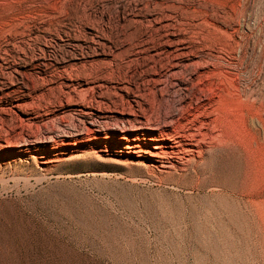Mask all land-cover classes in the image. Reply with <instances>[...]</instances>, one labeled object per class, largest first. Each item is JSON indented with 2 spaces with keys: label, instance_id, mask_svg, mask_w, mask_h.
<instances>
[{
  "label": "rangeland",
  "instance_id": "obj_1",
  "mask_svg": "<svg viewBox=\"0 0 264 264\" xmlns=\"http://www.w3.org/2000/svg\"><path fill=\"white\" fill-rule=\"evenodd\" d=\"M0 264H264V0H0Z\"/></svg>",
  "mask_w": 264,
  "mask_h": 264
},
{
  "label": "bare ground",
  "instance_id": "obj_2",
  "mask_svg": "<svg viewBox=\"0 0 264 264\" xmlns=\"http://www.w3.org/2000/svg\"><path fill=\"white\" fill-rule=\"evenodd\" d=\"M162 108H163V104L160 102V101H155V103L152 105V107H151V109H150V111H149V119L151 120V119H156V120H160L161 119V117H159V113H160V111L162 110ZM164 118V117H163ZM122 132H123V136L120 138L122 141H124V140H127V141H129V137H130V134L127 132V130L126 129H124V130H122ZM93 132H92V130L91 129H89L88 128V134H87V136L89 137V135L90 134H92ZM141 135L142 134H139V133H137V134H135L134 135V137L137 139V141H138V144H136V150H132V146L131 145H129V144H127V145H125V147H126V149H128V152L129 153H135V154H137V155H141V154H144L145 156L144 157H146V158H149V160H150V164H148V163H145L143 160H140V159H138V160H136L135 162H131V163H122V165L124 166V167H127V168H129L130 170H132V171H136V170H139V169H137L136 167H139V166H141V167H143V170H145V172H146V174L147 175H151V176H153L154 174L151 172V165H152V167L153 168H157L158 169V166L156 165V164H154V161H159V162H162L163 163V159H165V157H166V155H168V154H172V153H175L176 152V150H177V148L180 146V144H181V142L180 141H176V138H175V136L174 135H172L171 133H164V132H161L160 133V135H159V138H157L156 139V141H166V140H171V141H173L174 142V144H171V145H166V144H156V145H154V146H152V148L153 149H155V150H150V149H148V148H146V149H143V147H142V140H143V138L141 137ZM110 136H111V134H110ZM11 145L12 144V142H8V145ZM14 144V143H13ZM16 146V145H15ZM7 147V146H6ZM16 147H19V146H16ZM165 148H167V149H165ZM168 148H170V149H168ZM209 149H206L205 147H203L201 144L199 145V152L201 153V155L203 156L204 154H209V152H211L210 150L208 151ZM211 155V154H210ZM207 156V155H206ZM77 158V157H76ZM83 158V157H82ZM207 158V157H206ZM70 159H73V157L72 158H69L68 160H70ZM98 159H100L99 157H98ZM204 159V158H203ZM209 159V158H208ZM134 160V159H133ZM204 161H206V160H204ZM203 161V162H204ZM192 162V159H188L187 160V163L188 164H190ZM206 163V162H205ZM204 164V163H203ZM121 165V166H122ZM193 165V164H192ZM201 165V164H200ZM204 166V165H203ZM164 167H171V168H175L174 167V164L173 163H171L170 162V165H168V166H166V165H164ZM198 167V166H197ZM201 167V166H200ZM200 167H198V168H200ZM205 168V167H204ZM203 168V169H204ZM194 170H195V168H194ZM159 171L160 172H164V170H160L159 169ZM204 171V170H203ZM195 172V174L197 173V175H198V182H197V184H195V185H197L198 187L199 186H202V182L204 181V179H203V181H202V178H201V176H203V175H201V174H203V172H201V171H194ZM170 173V172H169ZM193 174V173H192ZM205 175V174H204ZM194 176V175H193ZM196 176V175H195ZM194 176V177H195ZM191 178V176L188 174V173H186V174H180V175H171L170 176V178L169 179H166V181H167V183H171L172 185H174V186H176V187H181L182 188V186H184V185H186L185 184V182H187V181H189L188 179H190ZM204 178H206V176H204ZM191 179H193V178H191ZM165 180V179H164ZM189 183V182H188ZM187 183V184H188ZM195 183V182H194ZM188 185H190V184H188ZM192 185V184H191ZM190 185V186H191ZM205 185V184H204ZM193 186V185H192ZM187 187V186H186ZM206 187V186H205ZM174 188V187H173Z\"/></svg>",
  "mask_w": 264,
  "mask_h": 264
}]
</instances>
